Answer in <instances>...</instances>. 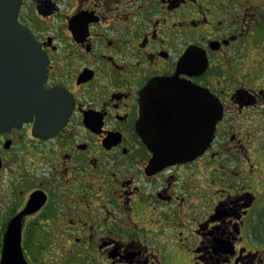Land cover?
<instances>
[{"label": "flooded vegetation", "instance_id": "obj_1", "mask_svg": "<svg viewBox=\"0 0 264 264\" xmlns=\"http://www.w3.org/2000/svg\"><path fill=\"white\" fill-rule=\"evenodd\" d=\"M17 21L48 94L40 127L0 132V261L18 221L26 264H264V0H21Z\"/></svg>", "mask_w": 264, "mask_h": 264}, {"label": "water", "instance_id": "obj_2", "mask_svg": "<svg viewBox=\"0 0 264 264\" xmlns=\"http://www.w3.org/2000/svg\"><path fill=\"white\" fill-rule=\"evenodd\" d=\"M21 0H0V132L19 126L32 115L41 124L45 61L33 37L18 24ZM40 118V119H39ZM32 204L27 211H32ZM20 226L11 222L5 234L0 264H26Z\"/></svg>", "mask_w": 264, "mask_h": 264}, {"label": "rangeland", "instance_id": "obj_3", "mask_svg": "<svg viewBox=\"0 0 264 264\" xmlns=\"http://www.w3.org/2000/svg\"><path fill=\"white\" fill-rule=\"evenodd\" d=\"M261 188H264V183H262V187ZM258 204L259 205L257 207V211L261 212L262 219H261L260 224H259V228H260L261 232L259 233V235L257 237V240L260 243L264 244V200L259 202ZM255 245H257V244H255ZM170 264H185V261L182 258H180L179 256H173L171 258Z\"/></svg>", "mask_w": 264, "mask_h": 264}]
</instances>
